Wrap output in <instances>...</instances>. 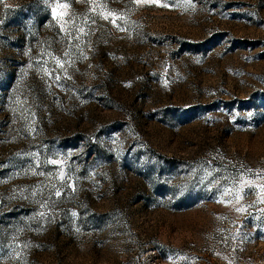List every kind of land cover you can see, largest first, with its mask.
<instances>
[{
  "label": "rangeland",
  "instance_id": "374dc122",
  "mask_svg": "<svg viewBox=\"0 0 264 264\" xmlns=\"http://www.w3.org/2000/svg\"><path fill=\"white\" fill-rule=\"evenodd\" d=\"M0 264H264V0H0Z\"/></svg>",
  "mask_w": 264,
  "mask_h": 264
},
{
  "label": "snow or ice",
  "instance_id": "6c2138e0",
  "mask_svg": "<svg viewBox=\"0 0 264 264\" xmlns=\"http://www.w3.org/2000/svg\"><path fill=\"white\" fill-rule=\"evenodd\" d=\"M61 7H63V5H61ZM52 11H53V14H54V15H55L56 12H57V10H56L55 8H54ZM57 195H60V193L58 192ZM238 210H240V209H238Z\"/></svg>",
  "mask_w": 264,
  "mask_h": 264
}]
</instances>
